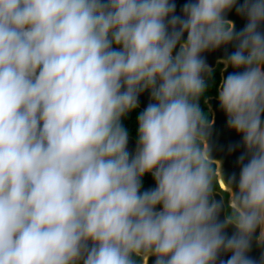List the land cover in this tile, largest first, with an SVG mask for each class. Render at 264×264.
Returning <instances> with one entry per match:
<instances>
[{"label":"clouds","instance_id":"1","mask_svg":"<svg viewBox=\"0 0 264 264\" xmlns=\"http://www.w3.org/2000/svg\"><path fill=\"white\" fill-rule=\"evenodd\" d=\"M0 264H264V0H0Z\"/></svg>","mask_w":264,"mask_h":264},{"label":"flooded vegetation","instance_id":"2","mask_svg":"<svg viewBox=\"0 0 264 264\" xmlns=\"http://www.w3.org/2000/svg\"><path fill=\"white\" fill-rule=\"evenodd\" d=\"M177 3V10H179V5L183 3V0H176ZM228 18L231 19L234 22L235 27L239 28L244 23V20L242 17L237 16L233 11H230L228 14ZM223 54L222 50H216L215 52L206 53L207 62L210 66L215 67L216 65V59L217 57L221 56ZM218 73V69H217ZM215 75V74H214ZM139 100L146 101L147 100V93H144L140 96ZM213 104V107H215V102L211 101ZM130 117H134V113L129 115ZM128 126V125H127ZM131 127V126H129ZM213 142H214V150H213V156L215 158L221 159L222 161V169L224 170L225 174L232 171L234 168L233 160L235 158L236 152H233L231 154L226 153L223 150V146L227 145L229 142H233L238 139L236 135L229 130H227L224 127V117L222 113L216 112L215 113V122L213 125ZM129 148L131 149L134 146V140L130 137L129 139ZM143 184L144 186H148L151 184V179L149 176H145L143 178ZM221 189L223 188L222 184L220 185Z\"/></svg>","mask_w":264,"mask_h":264},{"label":"water","instance_id":"3","mask_svg":"<svg viewBox=\"0 0 264 264\" xmlns=\"http://www.w3.org/2000/svg\"><path fill=\"white\" fill-rule=\"evenodd\" d=\"M139 102H140V105L143 106L147 102V100L146 101L139 100ZM259 251L260 249L255 245V243H253V246L249 254L253 257H257L259 254Z\"/></svg>","mask_w":264,"mask_h":264},{"label":"trees","instance_id":"4","mask_svg":"<svg viewBox=\"0 0 264 264\" xmlns=\"http://www.w3.org/2000/svg\"><path fill=\"white\" fill-rule=\"evenodd\" d=\"M133 119H134V117H130V119L128 118V119L125 121L126 125H128V126H132V121H133Z\"/></svg>","mask_w":264,"mask_h":264}]
</instances>
